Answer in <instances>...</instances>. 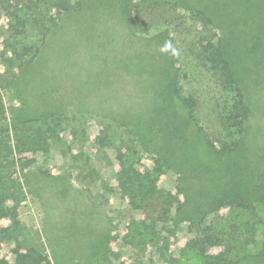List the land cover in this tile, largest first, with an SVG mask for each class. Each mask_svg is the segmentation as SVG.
Returning a JSON list of instances; mask_svg holds the SVG:
<instances>
[{
	"label": "rangeland",
	"instance_id": "rangeland-1",
	"mask_svg": "<svg viewBox=\"0 0 264 264\" xmlns=\"http://www.w3.org/2000/svg\"><path fill=\"white\" fill-rule=\"evenodd\" d=\"M115 1L86 0L88 15H76L66 24H70L66 29L69 43L75 44L73 57L61 48L63 44L58 45L57 42L56 46L48 47V52L47 48H43L42 52L48 53L50 59L56 53L55 59L47 64L44 61L43 68L34 71L32 80L21 86L23 98L30 100L32 105L40 109L55 107L34 112L25 106L22 96L17 95L13 87L2 90L8 123L30 120L46 110H59L67 116L79 118L71 123L74 127H61V124L53 127L45 134V143L40 142L35 150L16 156L19 167L12 179L22 186L24 197L18 196L15 221L0 220V228L12 229V237L4 241L0 249V257L9 263L14 262L16 244L21 250L34 247L46 253L53 264L199 263L194 257L190 256L187 260L179 254L194 236L187 228L188 223H183L182 229L177 232L169 234L167 231V237L158 247H148L144 253L133 251L124 244L122 237L127 232V224L139 214L130 210L127 200L116 190L114 176L118 166L115 153L110 149L102 151L97 140L105 132L107 121L102 119L104 113L96 101L103 102L100 106L111 107L109 100L113 98L120 109L126 108L138 118L132 123L144 134L152 135L139 139V143L147 139L149 144L136 150L142 157L143 170L157 163L158 155L162 154L159 147L179 146L176 153L185 163H201L209 168V177L218 183L214 187L219 192L230 179L236 181L240 178L241 182L250 181L252 184L263 181L264 184V44L259 48L251 47L247 36L252 30L255 32L258 24L264 31V0H199L203 6L210 8L214 21L220 23V30L228 43L226 52L252 109L244 145L222 165L215 163L216 159L209 154L202 141L195 140L191 124L182 127L187 139L180 137V133L178 136L170 134L166 124L173 127V112L164 109L156 92L159 86L154 81V66L168 71L169 62L173 63L170 54L175 46L172 40H175L179 49L177 66L184 74L180 77L182 99L172 102L178 113L176 116L180 115L182 122L186 123L187 113L182 101L195 102L198 125L202 131L211 139L220 135L215 116L220 111L217 106L222 105L227 92L215 84L209 71L192 55L191 49L199 36L192 17L187 10L173 7L176 10L173 16L164 14L140 34L132 32L127 24L118 19V15L113 16L111 9ZM179 1L194 6V0ZM249 5L250 14L247 10L248 15H245V8ZM233 15L235 18H232ZM240 16L248 21L238 22ZM5 24L1 20L0 26ZM66 26L59 31V40ZM236 30L246 36V45L238 49L231 44ZM217 32L220 33L219 29ZM226 40H223L225 45ZM98 41L104 49L99 53L106 59L104 66H92L90 62L93 59L91 48ZM7 56L0 42V62ZM92 68L96 73L92 74ZM167 112L166 123L164 116ZM149 118L153 121L146 125L141 123H147ZM44 121L30 122L34 131L41 128L36 134L40 139L43 138L40 132L46 131L48 126L43 124ZM183 141L190 142L192 148L180 145ZM91 168L98 174L96 183L87 176ZM182 170L188 171L187 165H183ZM177 176L176 173H166L161 177L158 188L173 193L182 190L183 187L176 185ZM105 181L107 188L103 190L100 184ZM181 181L182 186H189L196 197L201 196L199 184L191 174L190 179ZM208 188L211 189L210 186ZM6 204L8 207L15 206L11 200ZM258 209L264 220V207L258 204ZM226 215V209L220 208L208 217L209 220H216V217ZM233 215L228 214L225 220L233 219ZM206 248L211 254L222 249L216 239L211 240ZM249 264H264V261L255 259Z\"/></svg>",
	"mask_w": 264,
	"mask_h": 264
},
{
	"label": "trees",
	"instance_id": "trees-1",
	"mask_svg": "<svg viewBox=\"0 0 264 264\" xmlns=\"http://www.w3.org/2000/svg\"><path fill=\"white\" fill-rule=\"evenodd\" d=\"M193 3L194 6L180 3L179 0H116L112 3L114 6L111 10L113 16L118 15V19L127 24L132 32L140 34L145 33L148 25L163 18L164 14L167 13L168 17L173 16L176 11L173 7L188 11L199 31L198 39L191 49L192 55L209 71L215 84L227 92L222 105L217 106L220 111H217L215 116L220 135L211 139L202 131L198 125L195 102L182 101L187 113L186 123L182 122L180 115L176 116L177 112L172 102L175 99H182L180 77L184 74L180 73V67L177 66L179 49L175 40H172L175 46L170 54L173 63L169 62L168 71L154 66L156 69L154 81L159 86L156 92L162 100L164 109L173 112V127L166 124L170 134L178 136L180 133L179 136L183 138L182 127L187 123L191 124L195 140L202 141L209 154L216 159L215 163L222 165L244 145L252 109L236 78L230 55L226 52L228 43L222 35L220 23L214 21L208 6H203L199 0H194ZM88 8L86 0H0V22L3 20L6 23L4 27L0 26V42L8 53V56L0 62V220L15 221L18 196L24 197L22 186L12 179L19 167L16 156L35 150V146L40 142L45 143L47 131L58 124H61V127L65 125L72 127L71 123L79 119L75 115L67 116L63 111L46 110L30 120L23 119L8 123L2 90L13 87L17 95L22 96L21 86L32 80L34 71L39 67L43 68L44 61L47 64L55 59L56 53L51 55L50 59L48 53L42 52L43 48H47L48 52V47L56 46L57 42L58 45L63 44L64 47L61 48L69 51L73 57L75 44L69 43L66 29L70 24L67 26L66 24L75 19L76 15H88ZM250 8L251 5L245 8V15H248L247 10L250 14ZM232 18H235V15ZM237 21L247 22L248 19L240 16ZM259 25L261 24L256 26L255 32L252 30V33L247 35L251 47L259 48L264 44V31ZM64 26H66L65 30L59 40V31ZM218 29L220 33L217 32ZM223 40H226V45ZM231 44L234 49L244 47L246 36L236 30ZM91 50L92 66H104L106 59L102 55L99 56L104 50L99 41ZM37 65L38 67L35 68ZM93 73H96L94 69ZM96 102L104 113L102 119L107 121L105 132L99 135L97 140L103 148L102 151L113 150L116 156L118 166L114 176L117 183L116 190L127 200L130 210L139 214L138 218L132 217L127 224V232L122 237L126 247L144 253L148 247H158L167 237L166 234L177 232L182 229L183 223H188L187 228L194 236L179 252L180 257H185L187 260L190 256L194 257L199 260L198 264H249L250 260L255 259L264 261V220L258 209V204L264 207L263 181L252 184L250 181L241 182L240 178L236 181L230 179L225 184L226 187L221 188L222 192H219L214 187L218 183L209 177V168L201 163H185L176 153L179 146L159 147L162 154L158 155L157 163L143 170L142 157L136 150L141 145L149 144L147 139L140 143L139 139L149 138L152 135L144 134L132 123L138 118L131 115L126 108L120 109L113 98L109 100L111 107L100 106L102 101ZM23 103L34 112L55 107L54 105L40 109L24 98ZM163 103L167 105L164 106ZM93 112L97 114L94 110ZM168 117L167 112L164 116L166 123ZM42 119L45 120L43 124L48 126L46 131L40 132L43 137L40 139L36 134L41 128L34 131L30 122L34 120L38 122ZM150 121L153 120L149 118L147 123L140 122L146 125ZM128 138L131 140L127 141ZM184 138L187 139L185 136ZM180 145H188L187 149L192 148V144L188 141H183ZM183 165H187L190 173L182 170ZM81 172L84 174V170ZM170 172L178 175L176 185L184 188L178 190L176 186L177 193L158 188L161 177ZM190 174L199 184L202 193L200 197H196L189 186H182L181 180L190 179ZM87 176L93 183L99 179L93 168L87 171ZM100 186L105 190L107 182H102ZM209 186L211 189L208 188ZM8 200L13 201L15 206L8 207L6 204ZM220 208H225L227 215L209 220L208 216ZM230 213L234 214V218L225 220ZM11 237L10 227L0 228V249L2 243ZM213 239H216L222 247L216 254L208 253L206 248ZM13 253V263L0 257V264H53L46 253L34 247L21 250L16 244Z\"/></svg>",
	"mask_w": 264,
	"mask_h": 264
}]
</instances>
